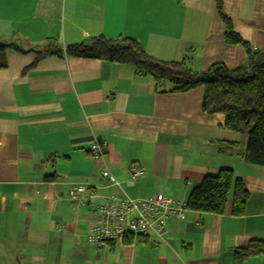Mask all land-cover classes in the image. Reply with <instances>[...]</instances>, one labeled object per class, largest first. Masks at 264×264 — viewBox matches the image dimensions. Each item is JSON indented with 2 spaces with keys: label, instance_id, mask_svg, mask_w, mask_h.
Masks as SVG:
<instances>
[{
  "label": "crops",
  "instance_id": "1",
  "mask_svg": "<svg viewBox=\"0 0 264 264\" xmlns=\"http://www.w3.org/2000/svg\"><path fill=\"white\" fill-rule=\"evenodd\" d=\"M217 1L236 35L264 55V0H0V45L33 50L6 49L0 69V264H235V251L264 241V168L240 162L241 135L201 111V88L163 92L131 65L66 55L34 64L49 44L125 37L198 74L214 64L235 70L246 51L225 43ZM98 141L100 163L90 155ZM227 142L239 155L219 153ZM131 167L143 179L131 182ZM220 169L243 181L242 215H233L229 191L219 215L187 208L169 220L163 242L86 243L95 205L158 193L185 204Z\"/></svg>",
  "mask_w": 264,
  "mask_h": 264
},
{
  "label": "trees",
  "instance_id": "2",
  "mask_svg": "<svg viewBox=\"0 0 264 264\" xmlns=\"http://www.w3.org/2000/svg\"><path fill=\"white\" fill-rule=\"evenodd\" d=\"M220 5L217 1L218 14L225 25V43L242 45L247 55L246 65L235 70L214 64L205 73L198 74L184 60L159 61L152 58L134 40L125 37H95L87 45L76 44L64 48L49 44L35 53L34 64L47 56L66 55L131 65L136 74L150 77L155 88L163 92L185 93L201 88V111L207 115L223 116V127L245 139V150L241 153L243 162L248 166L264 168V55L253 51L236 35L230 21L222 14ZM6 49L23 54L33 52L14 45H0V69L6 68ZM219 153L231 157L239 155V149L236 143L227 142ZM200 188V196L185 203L189 210L219 215L223 212L225 197L230 191L232 213L234 216L242 215L248 194L243 181L235 178L231 169H220L214 175L205 176ZM257 255L264 256V241H252L245 249L235 251L234 261L241 264Z\"/></svg>",
  "mask_w": 264,
  "mask_h": 264
},
{
  "label": "built area",
  "instance_id": "3",
  "mask_svg": "<svg viewBox=\"0 0 264 264\" xmlns=\"http://www.w3.org/2000/svg\"><path fill=\"white\" fill-rule=\"evenodd\" d=\"M106 153V145L96 142L90 155L94 161H103ZM103 178H109L105 168L101 170ZM132 182L144 177L142 169L130 168ZM85 191L81 185L75 189L77 195ZM187 207L178 203L163 193H158L148 199H124L118 204L105 203L94 206L95 222L86 233V243L96 248L106 241H118L119 243L127 235L152 237L154 244L163 242L166 234L167 221L170 219L181 220Z\"/></svg>",
  "mask_w": 264,
  "mask_h": 264
},
{
  "label": "bare ground",
  "instance_id": "4",
  "mask_svg": "<svg viewBox=\"0 0 264 264\" xmlns=\"http://www.w3.org/2000/svg\"><path fill=\"white\" fill-rule=\"evenodd\" d=\"M105 156V155H104ZM95 162H97V161H95ZM99 163L101 162V161H98ZM103 162V161H102ZM144 172V171H143ZM101 175V174H100ZM145 176V175H144ZM143 179V178H142ZM141 180V179H140ZM130 181H131V177H130ZM132 182V181H131ZM81 185H83V184H81ZM81 185H77V186H75V188L74 189H76L77 187H79V186H81ZM165 195V194H164ZM127 199V198H126ZM129 199V198H128ZM184 218V217H183ZM171 220V219H170ZM177 220V219H176ZM169 221V220H168ZM168 221H167V224H168ZM141 237V236H138V235H127L123 240H122V242L121 243H119L118 241H115V240H113V241H115V242H117V243H119V244H123L124 243V240L127 238V237ZM142 238H144V237H142ZM106 242H109V241H106ZM105 243V242H104ZM103 243V244H104ZM102 244V245H103ZM101 245V246H102Z\"/></svg>",
  "mask_w": 264,
  "mask_h": 264
},
{
  "label": "rangeland",
  "instance_id": "5",
  "mask_svg": "<svg viewBox=\"0 0 264 264\" xmlns=\"http://www.w3.org/2000/svg\"><path fill=\"white\" fill-rule=\"evenodd\" d=\"M21 45H24V43L21 44ZM199 74H202V73H199ZM241 137H242V139H243V142H242L239 146H240V149L244 152V150H245V139H244V137H243L242 135H241ZM239 159H240V162H241V163H244L242 157H239ZM236 167H237V166H236ZM237 168H238V167H237ZM236 172H237V173L239 172L238 169H236Z\"/></svg>",
  "mask_w": 264,
  "mask_h": 264
},
{
  "label": "water",
  "instance_id": "6",
  "mask_svg": "<svg viewBox=\"0 0 264 264\" xmlns=\"http://www.w3.org/2000/svg\"><path fill=\"white\" fill-rule=\"evenodd\" d=\"M88 43H85L84 45H87Z\"/></svg>",
  "mask_w": 264,
  "mask_h": 264
}]
</instances>
